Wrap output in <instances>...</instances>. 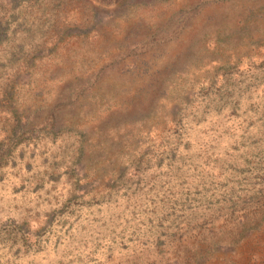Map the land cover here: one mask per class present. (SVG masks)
Wrapping results in <instances>:
<instances>
[{"label":"rangeland","instance_id":"374dc122","mask_svg":"<svg viewBox=\"0 0 264 264\" xmlns=\"http://www.w3.org/2000/svg\"><path fill=\"white\" fill-rule=\"evenodd\" d=\"M0 264H264V0H0Z\"/></svg>","mask_w":264,"mask_h":264}]
</instances>
